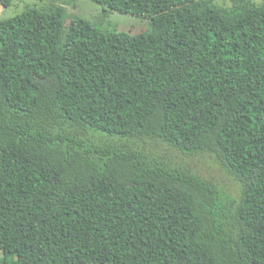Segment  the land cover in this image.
I'll list each match as a JSON object with an SVG mask.
<instances>
[{
	"label": "trees",
	"instance_id": "trees-1",
	"mask_svg": "<svg viewBox=\"0 0 264 264\" xmlns=\"http://www.w3.org/2000/svg\"><path fill=\"white\" fill-rule=\"evenodd\" d=\"M94 1L152 28L0 22V264H264V6ZM136 139L211 154L239 196Z\"/></svg>",
	"mask_w": 264,
	"mask_h": 264
},
{
	"label": "rangeland",
	"instance_id": "rangeland-1",
	"mask_svg": "<svg viewBox=\"0 0 264 264\" xmlns=\"http://www.w3.org/2000/svg\"><path fill=\"white\" fill-rule=\"evenodd\" d=\"M2 1L0 0V22L16 17L32 8L48 12L57 5H61L65 19L64 41L75 19H83L97 25L105 33L118 32L136 36L152 28L150 19L106 10L94 0H11L9 7H4ZM241 1L214 0L216 5L226 9H233ZM243 1L251 2L257 7L264 6V0ZM132 144L160 162L193 172L234 197L240 194L239 182L229 175L211 154L185 155L161 142L150 139H136Z\"/></svg>",
	"mask_w": 264,
	"mask_h": 264
}]
</instances>
